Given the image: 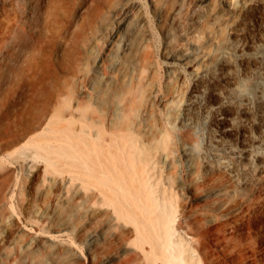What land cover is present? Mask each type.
<instances>
[{
	"label": "bare ground",
	"instance_id": "obj_1",
	"mask_svg": "<svg viewBox=\"0 0 264 264\" xmlns=\"http://www.w3.org/2000/svg\"><path fill=\"white\" fill-rule=\"evenodd\" d=\"M112 2L0 0V92L4 82L7 90L14 89L12 93L19 99L13 106L26 99L32 105L40 99L44 114L69 96L64 113L68 128L65 157L71 181H79L92 203L85 210L89 227L82 233V242L89 249L98 242L97 224L129 223L138 240L149 242L147 237L153 230L166 263L181 264L188 250L181 240L172 239L178 212L176 196L168 192L170 184L160 188L163 174L156 170L158 162L170 171L166 179L174 177L176 167L183 165L194 190L201 189L209 173L217 171L234 178L231 185L212 187L206 196H227L247 183L251 171L264 182V28L250 33L241 27L248 15L264 10V0H219V10L204 9L196 20L205 21L202 30L187 26L180 35L195 41V47L187 50L181 43L166 41V46L181 49L168 53L166 70L172 80L168 86L159 84L155 65L143 51L117 91L115 107L103 109L96 108L92 98L81 103L71 96L75 93L69 86L71 79L50 77L61 71L76 79V84L88 86L82 77L85 53L98 38L100 22ZM76 7L85 9L76 12ZM155 9L160 11L157 4ZM179 10L173 9L172 19ZM75 13L83 20L68 42L67 24ZM129 14L139 26L144 44L148 43L153 32L144 0H127L116 9L115 16L126 30L129 21L122 16ZM119 35L126 38L127 31ZM93 62L104 65L100 55ZM182 66L190 69L191 84L187 86ZM199 108L228 122L231 128H240L245 139L240 144L217 139L197 151L192 127ZM224 204L225 200L218 206ZM93 206L96 209H91ZM185 208L183 205L181 211ZM96 210L105 215L92 212ZM5 229L12 232L10 225ZM254 233L262 237L249 248L251 256L245 253L247 245L240 242L230 249V253L236 252L238 263L234 264H248L249 259L264 264L260 259L264 228L260 226ZM46 243L52 245V241ZM150 252L155 253L154 247ZM73 257L75 253L69 259Z\"/></svg>",
	"mask_w": 264,
	"mask_h": 264
},
{
	"label": "rangeland",
	"instance_id": "obj_2",
	"mask_svg": "<svg viewBox=\"0 0 264 264\" xmlns=\"http://www.w3.org/2000/svg\"><path fill=\"white\" fill-rule=\"evenodd\" d=\"M126 1L113 0L105 13V20L100 22L98 38L91 41L85 53L87 64L82 77L88 86L76 84V79L61 71L50 77L52 80L63 76L71 79L70 89L75 90L71 96L81 103L92 98L96 108L115 107L116 93L126 83L143 51L155 65L159 84L168 86L172 82L166 70L168 53H177L181 49L166 46V41L171 45L181 43L184 49L191 50L196 42L180 36L183 28L193 26L195 30H202L205 21H196L201 12L210 8L220 9L219 0H144L153 32L151 40L144 44L140 28L131 14L122 16L129 21L128 30L115 16L116 9ZM156 4L160 11H154ZM177 7L180 10L172 19V11ZM75 9L82 12L85 7ZM78 14L75 13L72 22L67 24L68 42L83 20ZM241 27L250 33L264 28V10L248 15ZM124 31H127V36L121 39L119 34ZM98 55L103 58L104 65L94 64V57ZM109 64L112 65L110 69L106 68ZM182 69L187 77V86L191 84L188 81L190 69L187 66H182ZM1 88L0 264H168L160 254L158 238L153 230L150 229L147 237L149 242L138 240L133 225L129 223L119 226L99 223L98 242L90 249L82 242V233L89 227L85 210L92 203L83 194L79 181H71L67 172L68 128L64 113L69 96L61 97L63 101L54 103L55 109L44 114L40 99L33 100V106L27 99L13 106V102L19 99L18 95L12 93L13 88L7 90L5 82ZM196 112L192 132L197 141V151L217 139L234 144L245 139L240 128H231L228 122L206 114L202 108ZM227 128L230 130H225ZM176 153L181 158V154ZM208 160L213 162L210 155ZM155 166L163 174L160 188H167L170 184L168 192L176 196L178 212L172 239L181 240L188 250V256L181 264H189V261L195 264L238 263L236 252H231L232 255L230 249L238 246L239 242L247 245L248 253H245L251 256L249 248L262 237V234L254 232L260 226L264 228V182L257 173L251 171L246 184L227 196L216 197L206 196V193L212 187L231 185L232 176L217 171L209 173L201 189L194 190L189 185V176L183 165L179 164L174 177L169 179L165 178L170 172L165 165L158 162ZM224 200L225 204L219 207L218 203ZM183 205L186 208L181 211ZM94 207L91 209H96ZM92 212L102 214V217L105 215L104 211ZM63 224H66L65 228H62ZM6 225L11 226L10 234L5 229ZM47 241H52V245L48 247ZM260 246L263 251L260 259L263 260L264 243ZM152 247L154 254L150 252ZM72 253L77 258L69 259ZM252 260L249 259L248 264L256 263Z\"/></svg>",
	"mask_w": 264,
	"mask_h": 264
}]
</instances>
